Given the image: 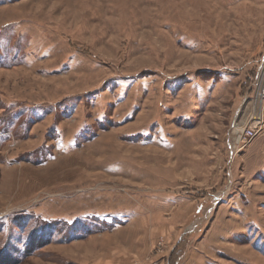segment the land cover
<instances>
[{"label": "rangeland", "instance_id": "374dc122", "mask_svg": "<svg viewBox=\"0 0 264 264\" xmlns=\"http://www.w3.org/2000/svg\"><path fill=\"white\" fill-rule=\"evenodd\" d=\"M262 81L264 0H0V264H264Z\"/></svg>", "mask_w": 264, "mask_h": 264}, {"label": "built area", "instance_id": "2783aa9c", "mask_svg": "<svg viewBox=\"0 0 264 264\" xmlns=\"http://www.w3.org/2000/svg\"><path fill=\"white\" fill-rule=\"evenodd\" d=\"M258 98L259 100H264V82L262 81L259 86L258 91ZM257 134V124L252 126L251 128L247 129L245 133L243 134V142L248 143L251 141Z\"/></svg>", "mask_w": 264, "mask_h": 264}]
</instances>
